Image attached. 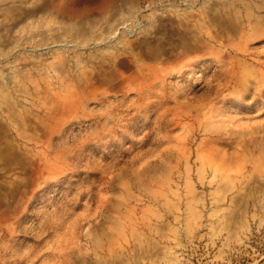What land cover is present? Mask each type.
Here are the masks:
<instances>
[{
    "label": "rangeland",
    "instance_id": "374dc122",
    "mask_svg": "<svg viewBox=\"0 0 264 264\" xmlns=\"http://www.w3.org/2000/svg\"><path fill=\"white\" fill-rule=\"evenodd\" d=\"M132 1L0 0V264H264V0Z\"/></svg>",
    "mask_w": 264,
    "mask_h": 264
},
{
    "label": "bare ground",
    "instance_id": "6f19581e",
    "mask_svg": "<svg viewBox=\"0 0 264 264\" xmlns=\"http://www.w3.org/2000/svg\"><path fill=\"white\" fill-rule=\"evenodd\" d=\"M6 1V0H3ZM12 2V6H10L7 10L6 13H16L18 16V20L24 21L28 23L29 21H32L34 19H42L46 15V11L48 9V3L46 0H10ZM36 1V2H35ZM117 0H112L111 3L106 4L102 10H105L106 8H111ZM125 3H130L129 1L133 2L132 0H122ZM34 2V3H33ZM33 3L32 9L27 8V4ZM60 12V11H59ZM72 18H76L78 20H83L84 17L86 16L85 14L82 13H72ZM36 17V18H35ZM24 23V24H26ZM32 24V22H31ZM231 24V23H230ZM35 25V23H34ZM33 25V26H34ZM228 28H231V26L226 25ZM204 43H209L211 42V38L209 37H203L201 38ZM57 106H62V104H57ZM13 148H9L8 150H0V156L3 159H10L9 155L12 154Z\"/></svg>",
    "mask_w": 264,
    "mask_h": 264
}]
</instances>
